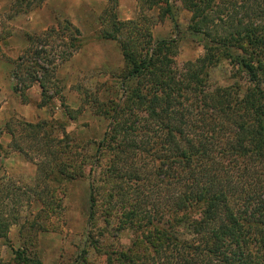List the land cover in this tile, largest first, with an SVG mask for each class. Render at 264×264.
<instances>
[{
	"label": "trees",
	"instance_id": "16d2710c",
	"mask_svg": "<svg viewBox=\"0 0 264 264\" xmlns=\"http://www.w3.org/2000/svg\"><path fill=\"white\" fill-rule=\"evenodd\" d=\"M45 1L12 4L20 13ZM178 2L191 12L188 30L201 35L204 46L203 55L182 67L173 59L175 40L156 41L150 29L119 22L116 14L112 31H105L104 38L120 43L127 68L117 101L95 97L94 112L110 120L97 157L101 163L107 152L112 155L106 182L121 212L117 232L129 229L134 236L130 245L115 234L116 245L92 244L106 257L104 264H264V0H139V6L158 8L160 21L170 17L177 26ZM26 37L27 46L12 61L14 92L27 101L26 92L39 85L38 106L57 95L74 120L54 82L60 65L82 48L81 30L64 19ZM222 60L234 68L228 86L210 80V69ZM47 123L10 121L5 130L16 150L37 162L39 183L40 177L46 187L83 177L79 142L66 125L59 139L57 127ZM44 133L55 143L47 153L38 146ZM25 138L35 142L27 151ZM97 181L91 184L93 208ZM17 222L0 209V240L8 241ZM27 253L24 248L18 258L40 264Z\"/></svg>",
	"mask_w": 264,
	"mask_h": 264
},
{
	"label": "rangeland",
	"instance_id": "374dc122",
	"mask_svg": "<svg viewBox=\"0 0 264 264\" xmlns=\"http://www.w3.org/2000/svg\"><path fill=\"white\" fill-rule=\"evenodd\" d=\"M13 1L0 8V62L3 65V61H7L10 65V68L3 66L1 69L4 76L8 72L12 78L0 80V104L9 101L0 111V209L4 208L7 219L13 221L17 218L18 222L11 225L8 241L0 240V264H34L18 258V253L24 248L27 255L39 260L40 264H76L84 256L87 258L82 264H104L106 257L95 248L93 240L100 241L101 245L115 244L112 236L115 234L123 244L130 245L134 236L129 229L117 232L121 212L114 206L115 200H111L113 186L106 182V168L113 160L112 155L107 152L101 163L97 157V144L108 130L110 120L94 112L95 97L117 101L123 94L119 86L120 77L127 68L120 43L104 38L105 31H112L113 14H116L119 22H131L137 29H150L156 41L175 40L179 51L173 59L180 67L203 55L202 36L188 30L192 14L183 8L181 2L177 3L176 26L170 17L160 21L158 8L141 9L139 0H67L59 3L46 0L40 10L35 8L20 13ZM31 14L34 30L28 28ZM64 19L81 30L83 42L79 52L57 69L54 82L61 87V95L76 114L74 120L64 114L57 95L50 104L39 107L43 101L39 85L26 92L27 101L19 93L11 91L16 83L12 76V61L25 49L26 46L20 47L23 39L27 41L26 34L42 33ZM233 70L229 61L222 60L210 69L212 84H233ZM18 103L31 107L26 118L18 111ZM10 121L34 124L48 121V129L50 125L57 127L53 135L59 139L64 138L63 126L66 125L67 133L79 142L77 165L79 171L83 169L85 172L84 176L51 183L48 187L44 184L45 178L40 177L39 183L37 162L30 161L23 152L16 150L14 137L5 130L6 123ZM24 133L27 137L28 131ZM40 138L38 146H42V153L53 150L55 143L49 142V133L42 134ZM30 140L25 138L22 141L25 151L34 142ZM94 180H98L99 188L98 193L95 192L98 200L93 208L91 184ZM45 202L50 204L53 212L48 211Z\"/></svg>",
	"mask_w": 264,
	"mask_h": 264
},
{
	"label": "crops",
	"instance_id": "0c3cea01",
	"mask_svg": "<svg viewBox=\"0 0 264 264\" xmlns=\"http://www.w3.org/2000/svg\"><path fill=\"white\" fill-rule=\"evenodd\" d=\"M11 1L12 0H0V8L1 7H3V6H8V4H10L11 3ZM55 3H59V2H63V1H67V0H53ZM77 1H81V0H77ZM47 2L48 3H50V1L49 0H47ZM47 4V3H46ZM45 4V5H46ZM44 5V6H45ZM57 5V4H56ZM41 8H39V10H40ZM72 11H73V9H72ZM70 15V14H69ZM68 15V16H69ZM29 18H31V19H29L30 20V23L28 24V28H30V29H32V30H34V25H33V23H32V18H33V15L31 14V16L29 17ZM44 25H45V23H44ZM45 28V27H44ZM25 46H27V41H25L24 39L22 40V46L20 47V48H22V47H25ZM4 62V64L2 65L1 64V62H0V80L1 79H8V78H11V74L10 73H8V72H6L5 73V76H4V73H3V69H1L3 66H8V68H10V65H9V62H5V61H3ZM9 70V69H8ZM12 79V78H11ZM8 80H10V79H8ZM12 86V85H11ZM14 86V85H13ZM12 86V87H13ZM0 87H2L1 86V82H0ZM12 93L14 92V90H13V88H12ZM8 102L9 101H4L2 104H0V111L1 110H4L6 107H5V105H7L8 104ZM30 110H31V107L29 106V105H27V104H21V103H18V111L22 114V116L24 117V118H26L25 116H28V114H29V112H30Z\"/></svg>",
	"mask_w": 264,
	"mask_h": 264
}]
</instances>
